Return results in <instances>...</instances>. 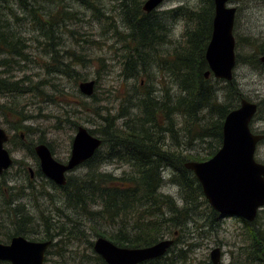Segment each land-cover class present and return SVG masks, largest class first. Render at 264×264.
<instances>
[{"label": "trees", "instance_id": "trees-1", "mask_svg": "<svg viewBox=\"0 0 264 264\" xmlns=\"http://www.w3.org/2000/svg\"><path fill=\"white\" fill-rule=\"evenodd\" d=\"M63 1L0 0V51L6 55L0 60V64L5 67L0 71L1 94L19 96L31 94L37 97L44 95L42 100L55 103L54 97L44 94L39 85V88L37 85H31L23 89L20 83L26 78L25 80L22 78L19 82L7 76L10 75L8 62L15 57L21 61H30L26 52L31 46L28 44L30 40L40 44L43 52L48 55L47 61L43 64L46 72L68 76L75 82L87 80V74L75 68V56L78 55L81 62H84L88 60L87 54L83 52L77 54L72 48L65 47L67 39L74 38L78 32L73 27H82V24L76 21L80 19L79 12L71 10L69 6L63 4ZM75 1L84 9H91L96 19L105 17V22H108V16L95 1ZM121 1L128 30L124 35L121 34L120 39L124 43V53L121 55L124 59V74L126 79L136 80L141 72H147L144 56L147 53L146 49L161 44L166 32L164 26L151 19V12L146 13L142 10L141 1L128 0V4H125V0ZM50 2L54 4L53 8L49 7ZM166 13L181 16L186 20L181 51L175 49L171 59L169 56L160 58L163 61L160 63L166 68L165 72L171 73L177 85V92L170 94L167 87H163L162 93L158 96L154 95L152 89L136 91L133 97L130 96L137 112L128 117L123 114L121 118L126 117V119L120 124H117V118L120 116L110 114L102 116L93 108L94 114L103 122L98 131L105 145L104 155L101 149H97L93 157L82 163L86 168L85 172L81 175H67L64 185H57L52 180H47L53 188L61 192L63 205L69 212L61 214L58 208L60 217L54 218L41 211L38 220L43 226L42 232L18 228L15 232L2 233L0 241L8 242L14 235H23L31 240H52L46 251L45 264L51 255L57 257V264H106L93 250V237H106L119 246L142 247L159 241L165 232H173V228L177 229L181 226L185 230V223L193 219L198 209L199 198L205 197L195 175L184 167L183 163L186 160H206L218 150L222 141L224 117L230 110L238 107L240 99L244 96L235 84L228 82V91L226 90L223 96L224 100H219L216 88L203 75L208 69L204 51L211 34L213 0H201L197 10L184 5ZM7 17H10L11 21ZM25 25H29L31 32L37 35L25 39L24 31L19 30ZM112 25L110 26L113 33H117L115 24ZM67 32H69L68 38L65 36ZM253 46L255 52L242 58V61L256 66L262 65L259 55L264 53V41ZM240 60L241 57L236 55V63ZM97 84L95 79L92 95L85 96L77 88L76 90L79 91L77 96L81 99V93L94 102ZM51 86L57 93L60 92V88L58 89L53 82ZM86 101L70 99L68 102L64 101L65 104H60L61 113L65 111L60 115H66L64 120L61 119L71 124V129H74L78 123L67 115L77 113L74 107L81 109L88 107ZM123 108L124 105L118 114L124 113ZM2 109L11 111L14 117H19L12 124L15 132L21 130L20 132L25 136L32 134L34 128L24 125L21 120H28L33 115L25 116L24 111L13 102L4 103ZM55 117L56 123L53 126L58 128L61 119ZM89 131L94 134L97 130ZM46 133L41 130L37 142L46 144L53 153V140L45 138ZM16 136L20 138V133ZM168 137H171L175 143H170ZM20 143L25 144V141L21 140ZM197 143L203 145L197 146ZM28 151L34 155L31 143ZM111 159L127 165L128 169L120 176L103 171L100 168L102 163ZM165 170L170 171V181L180 188L181 206H178L174 197L159 190L165 182L163 176ZM38 173L42 175L39 169ZM48 196L51 199L50 194ZM204 201L207 202L206 199ZM209 208L211 216L219 215L217 211ZM101 224L113 227L116 224L117 235L99 229L97 226ZM244 224L249 230L251 229L250 222L244 221ZM209 227H214L213 223L209 222ZM249 232L253 237L251 248L245 253L240 249L237 258L239 261L235 264H264L262 245L264 231L253 232L251 229ZM178 242L179 239H174L173 244L162 256L139 264H184L195 244L184 238L180 239V243ZM66 252L72 255L71 259L65 260ZM206 264L211 262L207 261Z\"/></svg>", "mask_w": 264, "mask_h": 264}, {"label": "rangeland", "instance_id": "rangeland-1", "mask_svg": "<svg viewBox=\"0 0 264 264\" xmlns=\"http://www.w3.org/2000/svg\"><path fill=\"white\" fill-rule=\"evenodd\" d=\"M93 1L108 16V22H105V17L96 19L93 17L91 9H84L75 0H64L63 4L69 6L71 10L79 12L80 19L76 21L81 23L82 27H73L78 32L70 40L68 38L69 32H67V35L65 34L68 38L65 47L66 49L72 48L77 54L82 52L87 54L86 58L88 60H84V62H81L78 55L75 56V68L80 72H85L87 79L97 80L96 100L94 102L90 97L86 98L81 93V99L77 96L79 91L76 89L78 83L82 80L75 82L73 78L68 76L45 71L43 64L47 61L48 55L43 52L40 44H36L35 41L30 40L28 43L31 46L26 52L30 61H21L18 57H15V59L8 62L7 68L10 75L7 76L11 80L19 81L26 78L29 82L25 80L20 83V87L25 89L31 85H39L44 94L54 97L55 103L42 100L44 95L37 97V95L32 96L31 94L19 96L0 93V125L11 135V141L7 142L5 146L13 158V164L0 176V236L4 232H15L18 228L42 232L43 226L38 220L41 211L54 218L60 217V213L69 212L66 206L63 205L61 192L47 182L49 179L42 172V175L38 173V169L40 170L39 160L35 154L33 155L28 151L30 143L32 146L38 143L37 139L41 130L47 132L44 135L45 138L53 140L54 152L52 154L54 158L66 162L70 154L71 141L78 125L85 126L88 130L95 129L97 131L94 134L100 136L98 128L103 125V122L94 114L93 108L102 116L106 114L120 116L117 118V124H120L130 114L135 115L134 113L137 112L133 107L134 102L131 98L133 94H136V91L141 92L152 89L154 95L158 96L162 93L163 87H167L170 94L177 92V85L171 73L165 72L166 68L160 63L162 61L160 58L169 56V59H171L170 57L175 49L181 51L184 44L182 33L186 27V20H183L181 16H178V18L166 12L184 5L197 10L201 5V0H164L151 12V19L164 26L166 36H164L161 44L146 49L147 53L144 56L147 72H141L142 74L136 80L133 78L126 79L124 74V59L121 56L124 53V43L120 39L121 34L124 35L128 30L120 5L122 1ZM139 1L142 4L144 2V0ZM125 2V4H128V0H125ZM48 4L50 8L54 7L52 2ZM228 4L236 7L233 35L236 39L235 54L241 57V60L233 68L231 82L236 85L244 98L257 103V112L251 120L250 128L254 133H264V64L256 66L242 61V58L255 52L253 44L256 45L264 41V0H229ZM14 8L15 10L18 9L16 6ZM7 19L11 21L10 17H7ZM113 23L117 33H113L111 28ZM19 30L24 31L25 39L37 35V33L31 32L29 25H25L24 28L21 27ZM5 57L6 55L0 51V60ZM4 69L5 67L0 64V71ZM211 76L212 74L207 78L216 88L218 98L222 101L226 90L228 91L227 84L229 81ZM52 82L56 84L58 89L60 88V92L55 91L54 87L51 86ZM130 98L131 102H129ZM70 99L87 100L88 104L87 109L82 107V111L80 107H74L77 113L67 115V117L75 119L78 123L74 129H71V124L62 121L63 118H66V115H60L65 111L61 113V109H59L60 104H65ZM12 102L18 104L19 109L24 111L25 116L33 115L28 120H21L24 125L34 128L31 135L25 136L23 134V139L16 136V134L21 133V130L15 132L12 127L13 122H16L15 120L19 117H14L11 111L2 109L4 103ZM123 105L125 106L123 108L125 109L124 113L118 114L121 112ZM1 110H4V112ZM123 114L127 116L121 118ZM55 116L62 118L58 128L53 126L56 123ZM21 140H24L25 144L20 143ZM168 141L175 143L171 137H168ZM196 145L203 144L197 143ZM100 149L104 155L105 145ZM255 159L264 163V139L256 146ZM28 168L32 170V176ZM100 168L105 172L120 176L124 170L128 169V166L118 160L111 159L103 162ZM85 170V166L78 165L68 175H81ZM169 173V170L163 172L165 182L159 190L174 197L178 206H181L180 188L170 181ZM48 194H50L51 199H49ZM204 200L205 198H199L198 209L193 215V219L185 223V230L181 226L177 229L173 228V232H165L163 238H172L173 241L179 239L178 243H180V239L184 238L195 244L188 253L189 257L184 264H206L207 261H210V250L216 246L221 250L220 264L237 263L240 249L245 253L251 248L253 237L249 231L255 227L261 232L264 231V207L259 210L258 216L250 225L251 229L249 230L244 222L238 221L235 217H222L220 214L211 216L209 208L211 206ZM18 204L21 206L17 207ZM58 208L61 210L60 213L57 211ZM209 222L213 223L214 227H209ZM116 224L114 227L105 224L97 227L105 232L117 235L118 226ZM200 232H202L201 235ZM31 237H34V235H31ZM64 255L65 260L72 258L69 252ZM57 261V257L51 255L47 264H57ZM0 264L10 263L0 261Z\"/></svg>", "mask_w": 264, "mask_h": 264}, {"label": "water", "instance_id": "water-1", "mask_svg": "<svg viewBox=\"0 0 264 264\" xmlns=\"http://www.w3.org/2000/svg\"><path fill=\"white\" fill-rule=\"evenodd\" d=\"M164 0H144L142 9L149 13ZM229 0H213L211 34L204 57L210 74L214 78L231 82L236 65L235 38L233 27L236 7ZM264 63V53L259 56ZM95 80L78 83L79 91L93 94ZM257 110V104L242 97L238 107L230 110L222 124V141L218 150L203 161L186 160L183 165L191 170L201 185L203 195L211 208L222 215H235L246 221H253L258 210L264 207V163L255 159L257 143L263 134L253 133L250 121ZM9 134L0 125V174L12 164L13 158L5 144ZM101 139L82 125L76 127L71 141L70 154L66 162L58 161L44 143H37L34 152L39 160L40 171L57 185L66 183L67 174L89 159L99 148ZM52 240H31L23 235H14L6 243L0 242V261L10 264H45V255ZM173 244L172 238L142 247H126L110 239L97 236L93 250L106 264H139L145 260L162 256ZM264 248V239L262 240ZM212 264H220L221 250L218 246L209 252Z\"/></svg>", "mask_w": 264, "mask_h": 264}, {"label": "flooded vegetation", "instance_id": "flooded-vegetation-1", "mask_svg": "<svg viewBox=\"0 0 264 264\" xmlns=\"http://www.w3.org/2000/svg\"><path fill=\"white\" fill-rule=\"evenodd\" d=\"M142 5H143V4H142ZM151 12H152V11H151ZM149 13H150V12H149ZM235 17H236V13H235ZM205 48H206V47H205ZM204 52H205V51H204ZM260 55H261V54H260ZM260 55H259V56H260ZM262 63H263V62H262ZM210 75H211V74H210ZM256 104H257V103H256ZM257 108H258V106H257ZM256 112H257V110H256ZM254 115H255V114H254ZM253 117H254V116H253ZM251 120H252V119H251ZM250 125H251V121H250L249 127H250ZM250 129H251V128H250ZM251 131H252V130H251ZM252 132H253V131H252ZM7 133H8V132H7ZM253 133H254V132H253ZM8 134H9V133H8ZM258 134H263V135H264V133H258ZM22 135H23V134L20 133V138H21V139H23V138H22ZM98 137L101 139V144H100V146H99V148H98V150H99L104 144H103V140H102L101 136H98ZM10 138H11V135L9 134V139H8L7 142H10ZM263 139H264V137H263ZM263 139H262V140H263ZM262 140H260V141H262ZM260 141H259V142H260ZM7 142H6V143H7ZM259 142H258V143H259ZM258 143H257V144H258ZM35 145H36V144H35ZM35 145H34V146H35ZM34 146H33V150H34ZM34 154H35V152H34ZM36 157H37V156H36ZM258 162H259V161H258ZM28 171H29L30 175L32 176V174H33L32 170H31L30 168H28ZM4 172H5V171H4ZM4 172H3V173H4ZM3 173H2V174H3ZM2 174H0V176H1ZM259 210H260V209H259ZM259 210H258V212H259ZM221 215H222V214H220V216H221ZM257 215H258V213H257ZM257 215H256V217H257ZM226 216H228V217H235V218H236L238 221H240V222H244V221H246V220H244L243 218H241V217H239V216H235V215H222V217H226ZM256 217H255V219H256ZM255 219H254V220H255ZM254 220H253V221H250V223L252 224V223L254 222ZM248 222H249V221H248ZM253 231L257 232L258 229L255 227V228H253ZM209 258H210V257H209ZM210 262H211V261H210ZM211 263H212V262H211Z\"/></svg>", "mask_w": 264, "mask_h": 264}, {"label": "bare ground", "instance_id": "bare-ground-1", "mask_svg": "<svg viewBox=\"0 0 264 264\" xmlns=\"http://www.w3.org/2000/svg\"><path fill=\"white\" fill-rule=\"evenodd\" d=\"M93 157V156H92ZM86 162V161H85ZM82 165V164H81Z\"/></svg>", "mask_w": 264, "mask_h": 264}]
</instances>
